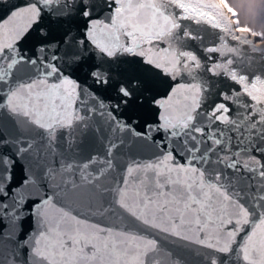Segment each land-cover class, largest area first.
I'll list each match as a JSON object with an SVG mask.
<instances>
[{
    "label": "water",
    "instance_id": "water-1",
    "mask_svg": "<svg viewBox=\"0 0 264 264\" xmlns=\"http://www.w3.org/2000/svg\"><path fill=\"white\" fill-rule=\"evenodd\" d=\"M0 264H264V39L220 0H0Z\"/></svg>",
    "mask_w": 264,
    "mask_h": 264
},
{
    "label": "rangeland",
    "instance_id": "rangeland-1",
    "mask_svg": "<svg viewBox=\"0 0 264 264\" xmlns=\"http://www.w3.org/2000/svg\"><path fill=\"white\" fill-rule=\"evenodd\" d=\"M234 13L239 28L254 29L264 33V0H222ZM264 39V38H263Z\"/></svg>",
    "mask_w": 264,
    "mask_h": 264
},
{
    "label": "trees",
    "instance_id": "trees-1",
    "mask_svg": "<svg viewBox=\"0 0 264 264\" xmlns=\"http://www.w3.org/2000/svg\"><path fill=\"white\" fill-rule=\"evenodd\" d=\"M251 31H255L254 29H250ZM259 33V38H264V33L257 31Z\"/></svg>",
    "mask_w": 264,
    "mask_h": 264
},
{
    "label": "bare ground",
    "instance_id": "bare-ground-1",
    "mask_svg": "<svg viewBox=\"0 0 264 264\" xmlns=\"http://www.w3.org/2000/svg\"><path fill=\"white\" fill-rule=\"evenodd\" d=\"M229 12V11H228ZM230 15H232L231 13H230Z\"/></svg>",
    "mask_w": 264,
    "mask_h": 264
}]
</instances>
